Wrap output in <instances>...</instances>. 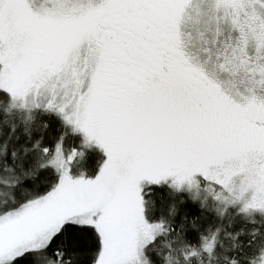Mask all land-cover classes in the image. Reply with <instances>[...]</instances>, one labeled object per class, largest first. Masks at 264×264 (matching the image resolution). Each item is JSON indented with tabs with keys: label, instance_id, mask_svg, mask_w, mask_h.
<instances>
[{
	"label": "snow or ice",
	"instance_id": "snow-or-ice-1",
	"mask_svg": "<svg viewBox=\"0 0 264 264\" xmlns=\"http://www.w3.org/2000/svg\"><path fill=\"white\" fill-rule=\"evenodd\" d=\"M0 264H264V0H0Z\"/></svg>",
	"mask_w": 264,
	"mask_h": 264
}]
</instances>
